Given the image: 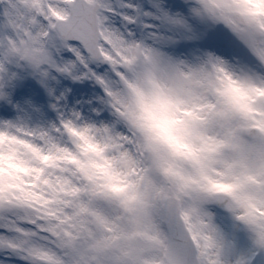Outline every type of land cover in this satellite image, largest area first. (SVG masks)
Here are the masks:
<instances>
[{"label": "snow or ice", "instance_id": "1", "mask_svg": "<svg viewBox=\"0 0 264 264\" xmlns=\"http://www.w3.org/2000/svg\"><path fill=\"white\" fill-rule=\"evenodd\" d=\"M0 264H264V0H0Z\"/></svg>", "mask_w": 264, "mask_h": 264}]
</instances>
